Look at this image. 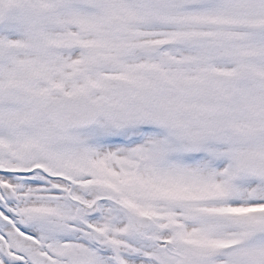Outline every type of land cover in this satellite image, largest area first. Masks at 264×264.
<instances>
[{
    "label": "snow or ice",
    "instance_id": "obj_1",
    "mask_svg": "<svg viewBox=\"0 0 264 264\" xmlns=\"http://www.w3.org/2000/svg\"><path fill=\"white\" fill-rule=\"evenodd\" d=\"M0 264H264V0H0Z\"/></svg>",
    "mask_w": 264,
    "mask_h": 264
}]
</instances>
